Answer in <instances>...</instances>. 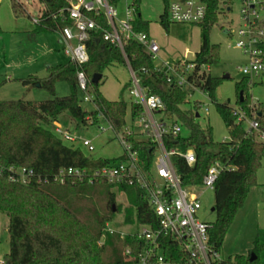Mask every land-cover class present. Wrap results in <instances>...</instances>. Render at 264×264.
I'll return each mask as SVG.
<instances>
[{"label":"trees","instance_id":"trees-1","mask_svg":"<svg viewBox=\"0 0 264 264\" xmlns=\"http://www.w3.org/2000/svg\"><path fill=\"white\" fill-rule=\"evenodd\" d=\"M39 1L44 9L35 32H58L63 26L71 24L67 15L60 14V10L74 0ZM229 1L208 0L207 17L199 24L202 43L193 60L195 68L187 74V79L196 88L208 93L228 130V140L216 141L210 123L205 126L200 123V103L196 102L186 110L182 108L184 104L190 103L188 92L194 89L178 86L175 79L168 75L167 67L164 64L157 65L142 44L130 40L122 52L105 42L101 32L93 31L86 42L89 61L83 65V69L93 91L95 109L87 111L82 107L77 83L78 67L70 60L51 66L45 78L30 75L22 79L24 86L44 88L52 97L45 100H0L1 165L5 168L27 167L44 178L61 168L74 166L94 170L125 159L124 155L116 159L86 157L80 149L66 145L54 134L52 127L61 114L68 113L77 125L88 126L90 120L96 122L100 115L115 131H123L128 108L131 119L135 120L142 114V106L124 99H107L99 85L105 71L114 62L129 65L148 94L158 95L165 103L162 119L180 123L190 130L188 136L181 133L177 137L169 134L164 138L167 149L186 151L191 148L195 151L196 162L192 166L185 158L177 154L172 156V163L182 184L201 185L209 167L216 161L227 163L230 167L221 172L213 191L215 220L209 230V241L220 250L238 210L243 206L251 187L257 184V172L264 159V141L257 137L255 130L238 124L233 113L234 106L230 102H220L216 96V89L225 78L213 77L205 70L218 57L220 48L210 41L211 27L218 21L220 13L226 9L224 5L229 4ZM109 2L116 6L120 0ZM164 2L159 22L168 31L169 0ZM139 3L136 0L131 4L134 6L133 29L149 34L150 22L142 18ZM90 16L102 26H107L104 16H95L93 13ZM97 73L102 74V78L98 83H93L92 78ZM59 81L69 84L68 95H57L56 83ZM253 84L250 77L235 84L237 106L249 116L254 110V105H250ZM257 114L264 125V111L258 110ZM131 140L145 167L150 169L155 158L156 143L147 135ZM97 184H100L98 188L91 189L86 182L69 181L62 185L33 179L30 184L24 185L11 181L6 170L0 172V213L9 218V251L3 258L4 264H135L145 246L144 241L136 236L121 238L118 232H105L113 213L121 210L116 202V194L109 191L104 210L97 208L93 197L100 191H108L109 187H118L126 194L129 205L135 211L134 218L131 214L127 215L128 222L155 227L158 224L157 217L140 187ZM160 241L165 256L172 262L182 264L183 256L179 247L167 236H162ZM128 248L130 254L126 253ZM219 264H261L259 245L256 244L248 255L237 254Z\"/></svg>","mask_w":264,"mask_h":264},{"label":"built area","instance_id":"built-area-1","mask_svg":"<svg viewBox=\"0 0 264 264\" xmlns=\"http://www.w3.org/2000/svg\"><path fill=\"white\" fill-rule=\"evenodd\" d=\"M241 1L242 25L235 31L237 36L235 47L241 49L248 58V63L240 70L246 77L253 78L264 72V48L262 47L264 0ZM207 12L208 0H169L168 3L169 20L174 23L199 25L206 19ZM90 13L95 16H104L107 26H102L90 16ZM60 14L67 15V18L71 20V24L63 26L58 34L63 53L78 67V88L85 93L83 100L86 102H93L88 78L83 69V65L89 61L86 42L91 32H101L105 42H109L122 52L130 40H136L142 44L153 60L160 50L158 43L150 34L133 29V5L125 9V18L122 20H118L116 7L109 0H74L62 8ZM41 16L34 19L35 24L41 22ZM164 65L167 67L168 75L175 79L178 86L183 89H196L187 79V74L195 68L193 61H183L174 67L166 63ZM130 70L132 81L129 93L135 98L133 102L142 106V114L132 120L130 126H125L123 132L115 131L106 120L122 144L125 159L94 170L74 166L61 168L50 177L44 178L37 176L33 169L16 166L5 168L1 162L0 172L6 170L11 181L24 185L30 184L33 179L38 182L52 181L62 185L69 181L87 184L105 183L114 186L136 185L145 192V197L157 217V226L141 225V229L128 233L117 231L108 223L105 227V232H118L121 238L130 235L144 241L145 246L135 264H180L172 262L165 256L160 241L162 236L169 237L179 247L183 256L182 264H219L223 260L220 250L209 241L212 222L202 219L199 213L204 192L214 191L219 175L230 167L227 163L216 161L209 167L201 185L184 186L172 163V156L177 154L185 158L192 166L196 162L195 151L191 148L180 151L165 147V136L171 134L177 137L182 132V125L162 119L166 108L165 103L158 95L148 94L138 75L131 68ZM233 113L238 124H247V129L255 130L257 137L264 141V125L261 124L255 108L251 116L239 106H234ZM90 123L93 124V120H90ZM136 129L151 137V141L156 143L155 158L150 169L145 167L131 140L137 138ZM52 131L64 142L79 141L89 151L95 150L91 140L73 135L59 121L53 122ZM130 252L128 248L126 253L130 254ZM0 264H4V261H0Z\"/></svg>","mask_w":264,"mask_h":264},{"label":"rangeland","instance_id":"rangeland-1","mask_svg":"<svg viewBox=\"0 0 264 264\" xmlns=\"http://www.w3.org/2000/svg\"><path fill=\"white\" fill-rule=\"evenodd\" d=\"M135 1L120 0L115 6L118 20L125 18V9ZM139 2L142 18L150 22L149 33L160 46L154 62L157 65L166 63L174 67L183 61H193L202 41L201 27L195 24L170 22L169 30L166 31L159 22L165 7L164 0H139ZM228 3L231 10L225 9L221 12L218 21L211 27L210 41L218 44L220 48L218 57L210 66H206L205 70L209 71L213 77L229 76L217 87L216 96L220 102H230L233 107L237 106L235 84L246 77L240 68L248 63V58L241 49L235 47L237 39L235 31L242 25L240 13L242 1L230 0ZM43 9L44 5L39 0H0V100L2 101L50 99L52 96L46 89L33 85L26 87L22 79L30 75L45 78L51 66L69 61L62 51L58 32H35L34 19L42 15ZM252 79L254 84L250 90L252 96L250 105H254L256 111L262 110L264 109V72L253 76ZM131 81L132 74L129 66L114 62L105 71L99 89L107 99H124L130 103L135 100L129 93ZM125 86L128 87L124 90ZM56 93L59 96L68 95L69 84L65 81L57 82ZM90 94L93 98L92 89ZM79 96L85 110L95 109L92 101L83 100L85 96L83 91L79 90ZM188 99L190 103L184 104L182 108L186 110L192 104L200 103L198 118L200 123L203 126L210 123L216 141L228 140V130L208 93L196 88L190 92ZM58 121L73 135L91 140L95 148L92 152L79 141L75 143L65 141L69 147L80 149L86 157L116 159L123 155L122 144L103 117L98 116V120L88 126L77 125L69 119ZM126 121L125 126H130L132 119L129 108ZM244 127L248 128V125L244 124ZM103 128L105 130H102ZM181 133L183 136H188L190 130L182 125ZM144 136V133L136 129L137 138ZM99 185L88 184L91 189H96ZM109 191L116 194V202L121 206V210L113 213L109 226L125 233L141 229L136 223L126 220L128 214L134 218L135 211L129 205L126 194L118 187H109L108 191L103 190L94 195L93 201L97 208L104 210ZM201 201L200 217L206 221H214V192L205 191ZM8 223V216L0 213V261L9 251ZM256 244L259 245L260 262L264 264V159L257 172V184L251 187L243 206L238 210L226 233L220 249L221 257L227 260L237 254L248 255Z\"/></svg>","mask_w":264,"mask_h":264},{"label":"crops","instance_id":"crops-1","mask_svg":"<svg viewBox=\"0 0 264 264\" xmlns=\"http://www.w3.org/2000/svg\"><path fill=\"white\" fill-rule=\"evenodd\" d=\"M226 10L227 11H230L231 10V7H230V4H227L226 5ZM150 34V33H149ZM150 36H151V34H150ZM152 37V36H151ZM153 38V37H152ZM154 39V38H153ZM59 42H60V37H59ZM157 42V41H156ZM158 43V42H157ZM201 43H202V41H201ZM61 44V43H60ZM201 46V45H200ZM160 47V46H159ZM200 48V47H199ZM199 50V49H198ZM197 50V51H198ZM196 51V52H197ZM26 87H28V86H26ZM263 111H264V109H262ZM262 110H261V112H262ZM159 117H161V115H159ZM67 119H69L70 121H72V122H74L72 119H71V117L68 115V113H63V114H61L60 116H59V119L58 120H67ZM69 130V129H68ZM9 219V218H8ZM7 226H9V223H8V225ZM8 231H9V228H8Z\"/></svg>","mask_w":264,"mask_h":264},{"label":"water","instance_id":"water-1","mask_svg":"<svg viewBox=\"0 0 264 264\" xmlns=\"http://www.w3.org/2000/svg\"><path fill=\"white\" fill-rule=\"evenodd\" d=\"M227 32V31H226ZM229 76L228 75H225L224 78H228ZM102 78V74L100 73H97V74H94L93 78H92V82L93 83H98ZM214 209V208H213Z\"/></svg>","mask_w":264,"mask_h":264}]
</instances>
